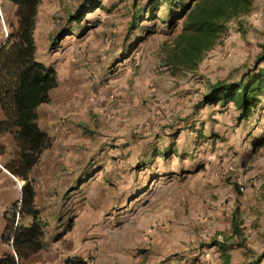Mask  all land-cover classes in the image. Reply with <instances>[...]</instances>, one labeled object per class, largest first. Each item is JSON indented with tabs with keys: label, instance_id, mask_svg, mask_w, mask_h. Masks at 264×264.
I'll return each instance as SVG.
<instances>
[{
	"label": "rangeland",
	"instance_id": "1",
	"mask_svg": "<svg viewBox=\"0 0 264 264\" xmlns=\"http://www.w3.org/2000/svg\"><path fill=\"white\" fill-rule=\"evenodd\" d=\"M83 2L41 0L34 38L37 58L56 68L59 78L52 91V102L40 108L41 125L51 132L53 140L49 157L61 153V163L56 157L51 167H75L83 175L88 172L100 187L109 184L113 189L110 196L96 194L93 198V225L100 239L88 261L99 257L97 264H221V250L213 246L219 235L236 247L230 250L231 264H246L256 258L260 252L246 238L242 239L240 233L231 234V213L224 196L219 198L223 209L213 205L217 210L212 211L210 200H217V196L208 192H213L218 182L201 175L209 169L223 171L224 175L237 173L236 178H240L245 173L241 159L249 152L230 147L228 129L223 132L221 125L225 109L220 110V118L214 117L222 103L202 104L201 100L212 83L239 80L254 67L255 59L264 51V14H257L253 8L250 13L230 20L216 46L198 67L186 70L165 65L161 50L163 43L181 29L182 18L170 23L174 15L182 12L180 5L170 12L163 1L150 18V0H99L95 7H81ZM24 12L21 4L7 1L2 14L4 35L6 26L8 34L18 30ZM76 14H83V18L78 21L73 17ZM253 16L256 18L252 19ZM132 20L139 23L137 29L131 28ZM228 104L233 115H239L234 102ZM263 111L264 97L257 110L238 121L254 120V115ZM177 118L186 120L190 145L201 151L200 155L191 152L190 160L201 156V165L195 168L196 161L191 162L185 174L178 173L180 167L169 170L174 194L160 195L162 191L158 189L156 193L154 189L158 178L165 176L160 171L156 173L158 166L163 165L160 162L133 163L131 174L126 176L117 172L122 166L119 163L127 162L123 136L130 137L129 142L134 144L136 136L142 138L149 132L141 131L142 123L143 128L149 129L177 124ZM229 118L227 115L225 121ZM199 136L201 141H195ZM217 137L227 143L214 147L212 138ZM213 148L218 151L215 157H211ZM175 150L169 148L170 152ZM13 152L8 154L10 162L14 160ZM71 154L76 157L73 168L74 162H63L69 156L71 159ZM204 180L205 185L201 183ZM97 185L94 182L93 187ZM86 204L84 198L81 205ZM86 209L78 207L76 214Z\"/></svg>",
	"mask_w": 264,
	"mask_h": 264
},
{
	"label": "crops",
	"instance_id": "2",
	"mask_svg": "<svg viewBox=\"0 0 264 264\" xmlns=\"http://www.w3.org/2000/svg\"><path fill=\"white\" fill-rule=\"evenodd\" d=\"M0 1V10L4 15L3 9L7 7L8 0ZM253 8H256L255 12L257 14H264V0H253ZM251 18L255 19L256 17L253 16ZM258 20H260L259 17ZM2 25L0 16V46L6 40ZM135 83H137V80H135ZM135 100V103H137V99H130V101ZM46 104L48 103H43L38 108L40 125L42 119L40 108L44 109ZM221 105L220 108H217V115L214 117L220 118L223 115L220 110L224 109L225 117L223 118L226 120L227 115L230 117L228 122L224 120V123L221 124L223 132L228 129L230 147L232 146L236 151L247 150L249 156L251 155L252 157L248 161L249 156L245 154L247 157L241 159V166H245V173L240 175V178H236L237 173L224 175L223 171L221 173L211 172L209 169L203 171L201 175H205V178L210 181L218 182L215 185V190L208 192L209 195L217 196V200H210L212 202L211 207L216 205L218 209H223V206H220L219 198L224 196L227 199V210H229V214L231 213L229 226L232 231L231 234L240 233L242 239L246 238L248 244L255 248L257 252H260L256 258L249 259L250 261L246 262V264H251L264 251V147L254 151V144L264 136V111L259 115H254V120L249 118L250 120L244 123L242 122L243 120L238 121L237 114L233 115L230 104ZM197 113H194L195 116H198ZM180 114L184 115L185 113ZM180 119L182 118L176 119L177 124L156 125V128L149 129L143 128L144 124L142 123L140 125L141 131L148 130L149 132L142 138L136 136L137 138L134 139L136 143L134 142V144L129 142L130 137L123 136L121 142L123 143V152L127 162L126 165L119 163L122 166L118 167L117 172L124 173L126 176L127 173L131 174L129 170L133 163L138 164L140 162L147 165V163L160 162L163 165L161 167L158 166L156 173L160 171L161 174L165 173V176H162L163 178L160 176L161 179L158 178V180L154 178V180L159 181L154 183V189L156 193L160 189L162 191L160 195L168 196L169 194H174L172 189L174 187L173 178L168 179L169 170L176 171L175 168L180 167L178 173L183 171L185 174L191 162L196 161L195 168L201 165V156H197L192 161L190 160L191 152L194 155H200L201 151L195 149L194 145H190L192 141L190 139L189 126L186 124V120L180 121ZM43 129L51 135L48 129ZM197 139L201 141L202 137H196L194 140L197 141ZM212 143L215 145L214 147H217L220 143L224 145L227 142L225 143L222 138L217 137L216 139L212 138ZM170 147L177 148V150L170 152ZM14 148V136L10 133L0 134V259L5 254L15 253L12 243L5 241L3 238L7 227L5 214L10 212L14 205H17V213H20L23 187L28 181L32 180L35 189L34 203L39 210L37 218L44 224L43 240L45 246L32 254L26 260V264H69L67 258L88 261L91 252L95 250L96 242L100 239L99 237L97 238L95 224L93 225V198L96 194H102L103 198L110 196V193H113V189L109 184L100 187L99 181L89 178L88 172L83 175L79 169L74 167L76 163L73 158L76 157L72 156V154L71 159L69 156L63 162L65 164L74 162L75 164L71 165L72 168L74 167L73 169H61L60 166L55 167V165L51 167L56 157L58 158V163H61L60 151L53 158L49 157L52 145L43 151L40 161L31 172V176L25 179L17 174L15 165L8 159V154ZM213 149L214 155L211 157H215L218 152L217 148ZM227 154L229 155L228 159H231L232 154L230 151ZM171 155L179 156L180 158L170 160L169 156ZM83 161H86V157ZM127 164H130V166ZM213 174L214 176H212ZM94 182L98 183L96 187H93ZM201 183L205 185L206 181L204 180ZM241 186H244L242 191ZM81 194H84V196ZM79 195L81 196L79 197ZM84 198L87 204L82 206L81 203ZM201 204H203L202 199ZM78 207L87 209L82 210L80 214H76ZM215 210L217 209L213 207L212 211L215 212ZM235 219L238 230H235ZM32 222V215L20 214V224L30 225ZM216 245L222 253L221 264H231L232 254L230 250L232 251L236 247H232L220 235L214 238L213 246ZM223 245L224 247H222ZM225 257L229 259L225 260ZM98 260L99 257L91 263L88 261V264H97L99 263ZM259 264H264V257Z\"/></svg>",
	"mask_w": 264,
	"mask_h": 264
},
{
	"label": "trees",
	"instance_id": "3",
	"mask_svg": "<svg viewBox=\"0 0 264 264\" xmlns=\"http://www.w3.org/2000/svg\"><path fill=\"white\" fill-rule=\"evenodd\" d=\"M10 1L24 6L25 12L20 18L18 30L7 33L6 41L0 46V134L10 133L14 136V160L11 163L15 165L19 176L28 179L43 151L53 143L51 135L39 123L38 108L51 101L52 91L58 86L59 78L56 68L36 56L34 29L41 0ZM98 1L84 0L81 7H88L89 4L95 7ZM163 1L167 2L170 12L178 5L182 9L170 21L175 24L182 18L180 31L170 41H165L161 49L164 64L173 69H196L207 52L216 46L228 22L253 9V0H150L147 9L150 18L154 17ZM73 17L80 21L83 14ZM138 27L139 23L132 20L131 28ZM263 61L264 51L255 59L254 67L239 80L212 83L201 103L234 102L239 110L238 118H248L264 97V66L260 67ZM260 147H264V136L254 144V151ZM34 197V184L30 180L23 187L19 210L21 215L33 216L30 225L19 223L15 227L17 205L6 212L7 227L3 238L9 243L12 238L15 253L5 254L0 264H26L32 254L44 248V224L37 218L39 210ZM234 224L235 230H238L236 219ZM263 257L264 251L251 264H259ZM67 262L88 264L84 259L67 258Z\"/></svg>",
	"mask_w": 264,
	"mask_h": 264
},
{
	"label": "built area",
	"instance_id": "4",
	"mask_svg": "<svg viewBox=\"0 0 264 264\" xmlns=\"http://www.w3.org/2000/svg\"><path fill=\"white\" fill-rule=\"evenodd\" d=\"M0 15H1L2 21H4V18H3V15H2V13H1V10H0ZM5 33H6V36H7V30L5 31ZM241 189L243 190L244 187L241 186ZM19 220H20V213H17V214H16L15 223H14L15 227L18 226V224H19ZM11 243H12V238H11Z\"/></svg>",
	"mask_w": 264,
	"mask_h": 264
},
{
	"label": "bare ground",
	"instance_id": "5",
	"mask_svg": "<svg viewBox=\"0 0 264 264\" xmlns=\"http://www.w3.org/2000/svg\"><path fill=\"white\" fill-rule=\"evenodd\" d=\"M4 22V21H3ZM4 28H5V24H4ZM7 30V26H6V29H5V31Z\"/></svg>",
	"mask_w": 264,
	"mask_h": 264
},
{
	"label": "water",
	"instance_id": "6",
	"mask_svg": "<svg viewBox=\"0 0 264 264\" xmlns=\"http://www.w3.org/2000/svg\"><path fill=\"white\" fill-rule=\"evenodd\" d=\"M6 41V40H5Z\"/></svg>",
	"mask_w": 264,
	"mask_h": 264
}]
</instances>
